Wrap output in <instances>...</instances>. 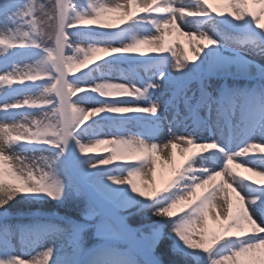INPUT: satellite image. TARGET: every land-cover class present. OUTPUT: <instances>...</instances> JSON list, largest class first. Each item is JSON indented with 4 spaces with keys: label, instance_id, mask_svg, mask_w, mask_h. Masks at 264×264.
<instances>
[{
    "label": "snow or ice",
    "instance_id": "snow-or-ice-1",
    "mask_svg": "<svg viewBox=\"0 0 264 264\" xmlns=\"http://www.w3.org/2000/svg\"><path fill=\"white\" fill-rule=\"evenodd\" d=\"M237 169L264 179V0H0V264H264Z\"/></svg>",
    "mask_w": 264,
    "mask_h": 264
},
{
    "label": "bare ground",
    "instance_id": "bare-ground-1",
    "mask_svg": "<svg viewBox=\"0 0 264 264\" xmlns=\"http://www.w3.org/2000/svg\"><path fill=\"white\" fill-rule=\"evenodd\" d=\"M256 7L258 8L259 6H256ZM165 39L167 41L177 42L178 45H180L181 42H182V40H184V42H183L184 43V46H185V48H187V40H186V38L181 37V36H179L176 33H173L170 36L165 37ZM109 59H110V61L113 62V64H115V67L112 68V69L105 68L107 70V72H103L104 74L101 75L99 78H102V77H104L106 75H109V74L111 76H113V77H115L117 75H122V76H126V77H128L130 79H133L135 82L138 81L137 78L132 74V72H130V70H128V68L126 67V65L127 64H135V65L138 64L139 65L140 63L141 64H144L145 62L148 61L147 58H145V59H135V60L124 61V62H118L117 61V58H109ZM118 102L119 101H112V103H118ZM123 119H126V118L111 117V118H109L108 122L109 123H113V122H117V121L119 122V121H122ZM112 128H114V127L112 126ZM166 139H167L166 137L163 138V142L166 143ZM90 155H91V153H90ZM177 160H179V157L178 156H177ZM237 171H240L242 176H249V182H251V180H256L259 184H264V179H261L260 177L251 176L249 173L243 172V171H241L239 169H237ZM138 181H139V183H142L143 182L142 180H138ZM160 183H161V181H160V175H159V169H158L157 184H156V186H159ZM15 248L20 249V245H19L18 242H16V247Z\"/></svg>",
    "mask_w": 264,
    "mask_h": 264
},
{
    "label": "rangeland",
    "instance_id": "rangeland-1",
    "mask_svg": "<svg viewBox=\"0 0 264 264\" xmlns=\"http://www.w3.org/2000/svg\"><path fill=\"white\" fill-rule=\"evenodd\" d=\"M75 2H76V0H75ZM78 2L79 3H83V4H87V0H78ZM93 2H96V0H93ZM77 3V2H76ZM193 26H195V25H193ZM185 38V37H184ZM165 42L167 43V42H169V41H167L166 39H165ZM184 40H182V42H181V44L180 45H178V43L177 42H172L173 43V45H174V47L175 48H177V49H179L180 47H181V45H183L184 46ZM184 48H185V46H184ZM186 49V48H185ZM148 64V63H147ZM150 64H148L147 66H146V68L148 67V70H149V72L151 73V72H154L153 70H152V67L151 66H149ZM160 71V70H159ZM99 73V74H98ZM77 74H79V73H77ZM101 75H103L102 74V72H97V73H93V76L94 77H96V78H99ZM70 78H74V76L73 77H70ZM160 95V93L159 92H157V93H154L153 94V96L155 97V96H159ZM20 98H22V97H20ZM92 99L93 100H97V99H99L98 97H92ZM142 103V102H141ZM97 119V121H100V124L98 125V127H97V131H107L109 128H110V123L108 122V121H105V120H108V119H104V120H102L100 117H98V118H96ZM103 123H105V125L103 126L102 124ZM166 142H167V139H166ZM16 151H19V149H17ZM22 156H30V155H33L32 153H20ZM91 154H100V155H105L106 153L101 149V150H98L97 151V153H91ZM34 155H39V153H35ZM124 162H122V161H117V162H114V164L112 165V166H106V167H112V169H111V172H112V174H117V173H119L120 171H121V169H119V168H117L116 167V164H123ZM137 184H138V187L140 186V184L141 183H139V181H137ZM157 187H160V185L159 186H157ZM129 224L130 225H133L134 227H138L139 226V224L141 223V218L140 217H138V216H133V217H130L129 218ZM60 241H57V243H59Z\"/></svg>",
    "mask_w": 264,
    "mask_h": 264
},
{
    "label": "trees",
    "instance_id": "trees-1",
    "mask_svg": "<svg viewBox=\"0 0 264 264\" xmlns=\"http://www.w3.org/2000/svg\"><path fill=\"white\" fill-rule=\"evenodd\" d=\"M76 2L79 3L78 0H76ZM52 211H56V209H52ZM131 226H133V225H131ZM133 227H134V226H133Z\"/></svg>",
    "mask_w": 264,
    "mask_h": 264
}]
</instances>
